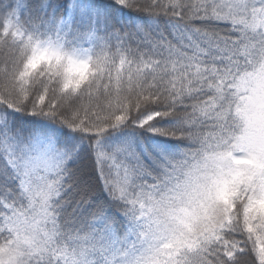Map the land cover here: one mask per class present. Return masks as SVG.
<instances>
[{"label": "snow or ice", "instance_id": "obj_1", "mask_svg": "<svg viewBox=\"0 0 264 264\" xmlns=\"http://www.w3.org/2000/svg\"><path fill=\"white\" fill-rule=\"evenodd\" d=\"M0 264H264V0H0Z\"/></svg>", "mask_w": 264, "mask_h": 264}]
</instances>
